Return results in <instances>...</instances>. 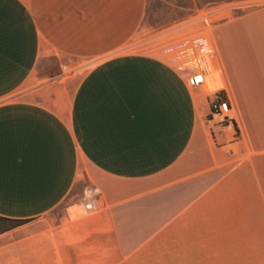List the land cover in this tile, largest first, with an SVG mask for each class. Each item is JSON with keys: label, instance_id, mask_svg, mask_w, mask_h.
<instances>
[{"label": "crops", "instance_id": "1", "mask_svg": "<svg viewBox=\"0 0 264 264\" xmlns=\"http://www.w3.org/2000/svg\"><path fill=\"white\" fill-rule=\"evenodd\" d=\"M145 11L146 0H0V217L31 221L95 186L117 264L147 252L164 264H264V4L212 39L237 139L209 134V106L183 69L120 56ZM84 59L94 61L64 77Z\"/></svg>", "mask_w": 264, "mask_h": 264}, {"label": "rangeland", "instance_id": "2", "mask_svg": "<svg viewBox=\"0 0 264 264\" xmlns=\"http://www.w3.org/2000/svg\"><path fill=\"white\" fill-rule=\"evenodd\" d=\"M263 4L264 0H146L142 26L125 46L126 50L133 52L120 56L155 57L168 66L183 69L188 77L200 65L199 46L204 44L210 48L213 43L216 26L236 13ZM91 61L94 60L72 61L66 65L67 68L64 67V77L72 73L80 76V69ZM57 67L52 64L46 71L57 72ZM60 71L63 72L62 69ZM204 87L205 90L207 86ZM193 93L199 107L201 98L208 106L206 98L212 92L206 96L202 89L200 93ZM229 114L235 116L234 111ZM83 192L81 184L72 197L56 210L1 234L0 264H117L123 258L121 253L115 251L113 243L100 232L109 230V221L101 224L103 217L100 213L91 211L89 214L77 208ZM69 206L76 208V212L71 214L72 220L68 215ZM6 227L7 224L0 222V230ZM72 245H75V255L70 252ZM145 255L143 260H139L140 264H164L157 259V253L147 252Z\"/></svg>", "mask_w": 264, "mask_h": 264}, {"label": "built area", "instance_id": "3", "mask_svg": "<svg viewBox=\"0 0 264 264\" xmlns=\"http://www.w3.org/2000/svg\"><path fill=\"white\" fill-rule=\"evenodd\" d=\"M198 56L199 60L203 63L201 64L200 62V65L198 64V66L191 71L186 79V85L192 93L201 91L202 87L207 82L206 78L208 75H211L214 83H217L215 85L216 91L209 95V101L206 98L209 106V115L206 121L208 132L211 136H214L219 133V131H224L226 133L232 131L233 138L237 139L239 138L237 126L234 117L229 114L232 113L233 110L228 97V86L225 73L213 44H211L210 48L204 44L200 45ZM211 69H213L212 74L210 71ZM100 194L97 187H86L84 190V199L78 207H83L89 211H97L99 207L97 198Z\"/></svg>", "mask_w": 264, "mask_h": 264}, {"label": "trees", "instance_id": "4", "mask_svg": "<svg viewBox=\"0 0 264 264\" xmlns=\"http://www.w3.org/2000/svg\"><path fill=\"white\" fill-rule=\"evenodd\" d=\"M208 80H209V83H208L206 89L204 90V93H203L204 96H206V94H208V93L216 91L215 85L217 83H214V81L212 80V77L211 78L209 77ZM0 222L7 224V227L5 229L0 230V235H1V234L5 233V232L14 230V229H16V228H18L20 226H23V225L29 223L30 220L0 217Z\"/></svg>", "mask_w": 264, "mask_h": 264}, {"label": "bare ground", "instance_id": "5", "mask_svg": "<svg viewBox=\"0 0 264 264\" xmlns=\"http://www.w3.org/2000/svg\"><path fill=\"white\" fill-rule=\"evenodd\" d=\"M206 79H207V82H206V84H205L204 86H207V85H208V83H209V80H208V79H209V76H207ZM204 86L202 87V90H204V88H205ZM74 211H75V210H74V208L72 207V208H71V214H74ZM104 225H105V224H104ZM107 225H108V224H107ZM105 227H106V226H105ZM107 229H108V228H107ZM105 230H106V229H105Z\"/></svg>", "mask_w": 264, "mask_h": 264}]
</instances>
